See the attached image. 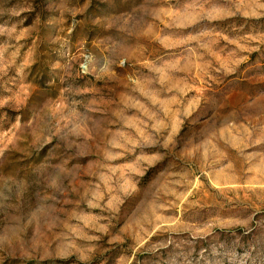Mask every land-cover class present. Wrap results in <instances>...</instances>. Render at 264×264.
<instances>
[{
	"label": "rangeland",
	"instance_id": "rangeland-1",
	"mask_svg": "<svg viewBox=\"0 0 264 264\" xmlns=\"http://www.w3.org/2000/svg\"><path fill=\"white\" fill-rule=\"evenodd\" d=\"M0 264H264V0H0Z\"/></svg>",
	"mask_w": 264,
	"mask_h": 264
}]
</instances>
